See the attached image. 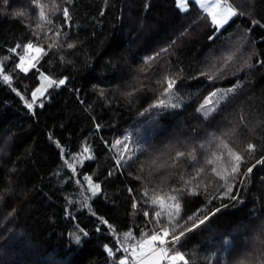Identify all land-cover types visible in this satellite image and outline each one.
Instances as JSON below:
<instances>
[{
    "label": "trees",
    "instance_id": "trees-1",
    "mask_svg": "<svg viewBox=\"0 0 264 264\" xmlns=\"http://www.w3.org/2000/svg\"><path fill=\"white\" fill-rule=\"evenodd\" d=\"M229 2L242 15L217 31L193 1L39 0L49 24L33 0H0V264H137L123 248L169 196L183 220L208 216L176 246L190 264H264V0ZM29 42L44 51L22 72ZM41 74L65 82L29 109ZM169 98L179 107H152ZM221 140L245 157L227 183L206 164Z\"/></svg>",
    "mask_w": 264,
    "mask_h": 264
},
{
    "label": "snow or ice",
    "instance_id": "snow-or-ice-1",
    "mask_svg": "<svg viewBox=\"0 0 264 264\" xmlns=\"http://www.w3.org/2000/svg\"><path fill=\"white\" fill-rule=\"evenodd\" d=\"M8 0H4V3H7ZM68 3H71V0H67ZM196 4L199 5L201 9L211 17V22L213 26L219 31V28L223 27L224 24L228 23V21L237 15H242V13H238L236 8L229 3V0H195ZM33 3L40 9L39 17L42 20H45L47 23H52L51 20L47 19L43 5L39 3V0H33ZM176 6L181 11L188 10V0H176ZM17 15H23V13H17ZM63 16L65 19H70L69 12L67 8L63 9ZM37 27H41V25H37ZM211 38V37H210ZM73 45L69 44L68 47H72ZM17 47H21L17 45ZM24 49V54L20 55L19 61L20 63L16 64V67L19 68L22 72H27L29 68L26 65H30L31 67H35V63H32L34 60L39 59V55L43 53V49L40 48L38 45H34L32 42H29L22 46ZM10 51L15 52L16 49H10ZM35 51L36 55H32L31 53ZM162 52L167 51V49H162ZM160 53L156 54V57H149L145 63H148L151 60L156 59ZM42 79L47 80L46 86H41L36 88V90L32 93L33 101L37 97L38 94H43L46 90V87H51L53 84H63L65 81H53L49 80L47 77H44L41 74ZM5 82H10V77L5 75L3 77ZM164 85L163 91L161 93L162 96H170L174 86H175V79L172 77L166 76L164 81L160 82ZM234 89H228L227 92H232ZM221 95L219 91H214L210 93L209 97L205 98V102L201 104L200 111H202L207 118L212 112L216 109L208 108L207 105L212 103V98ZM226 95V93H225ZM218 103V101H217ZM28 108H32V103L27 104ZM179 107L178 104L171 103V99H158L156 103L152 105V107ZM123 142L121 140H117L113 147H117L118 145H122ZM220 146L223 151L219 153H212V158L206 160V164L214 165L211 168V172L218 176L221 180H224L226 183L229 177L234 176L235 174L239 173L240 164L245 159L243 152L237 150L236 148L229 145V143L225 142L224 140L220 141ZM256 145L249 142L246 148L243 150L248 154H251L255 151ZM127 149V145L123 146V150ZM89 149L87 147L84 148V152H88ZM184 152H177L176 158L179 159L180 157H184ZM189 156L192 160L196 159V156L192 153H189ZM122 158V157H121ZM264 162V160H258L257 163ZM215 165H220L218 168ZM69 168H72L75 171V168L72 164H68ZM252 167L247 169L248 173H251L253 170ZM205 169L202 167L198 169L196 175L199 176L200 173H203ZM84 179L88 182L90 190L92 191L93 195H96V192L99 190L100 185L93 184L92 179L89 176L84 177ZM192 179H195L193 177ZM79 182V181H77ZM191 181H185V187L190 184ZM180 189H174V191H179ZM231 185H228V192H231ZM192 194H195V189L192 190ZM232 199H236V196H232ZM170 201L171 203H167L165 201ZM153 204L159 203L160 210L155 211L151 220L155 222L154 230L150 235L147 236L146 239H142L135 244H130L128 247H124L123 250L128 252L131 250L133 257L137 260V264H190L188 257L185 254L177 249V245L180 244L181 239L186 235V233L193 231L194 228L199 227L200 225L204 224L205 221L208 219V216L205 215L203 218L196 216L194 220L193 216L187 217L186 220L180 217L181 213V204L177 196H169L166 198H158L152 200ZM137 205L134 203L133 207L135 208ZM219 211V209H216ZM146 217L149 216L147 211L144 212ZM195 215V214H194ZM214 215V213H213ZM151 222V221H150ZM189 222H191V226H188ZM107 223V221H104ZM111 227V226H109ZM134 239L133 233L128 232L124 234V240H132ZM79 237H77V241ZM119 250V249H118ZM109 255H113V250L111 248L107 249ZM120 264H128V258L125 257L124 259L120 260ZM243 264V262H241Z\"/></svg>",
    "mask_w": 264,
    "mask_h": 264
},
{
    "label": "rangeland",
    "instance_id": "rangeland-1",
    "mask_svg": "<svg viewBox=\"0 0 264 264\" xmlns=\"http://www.w3.org/2000/svg\"><path fill=\"white\" fill-rule=\"evenodd\" d=\"M190 1H193V2L196 4L195 0H188V8H189V5H190ZM229 3H231V2H229ZM196 5H197V4H196ZM197 6L199 7V5H197ZM232 6H233V5H232ZM233 7H234V6H233ZM199 8H200V7H199ZM210 18H211V17H210ZM32 55H36L35 51L32 52ZM26 66L28 67L29 65H26ZM43 76H44V75H43ZM44 77H46V76H44ZM47 78H48V77H47ZM47 82H48L47 80L42 79V77H41V78H40V84H39L38 87L46 86V85H47ZM38 87H37V88H38ZM35 90H36V89H35ZM35 90H34V91H35ZM34 91H33V92H34ZM221 91H224V90L222 89ZM44 92H45V91H44ZM44 92H43V94H44ZM43 94H38L37 97L35 98V100H36V99L38 100L40 97L43 96ZM35 100H34V101H35ZM28 101L31 102V103L34 102V101H33V97H32L31 99H29ZM210 107L212 108V106H210ZM92 183H93V182H92ZM87 184H88V182H87ZM93 184H95V183H93ZM88 185H89V184H88ZM165 202H167V203H171L170 201H167V200H166ZM129 251L131 252V250H129ZM131 254H132V252H131ZM132 256H133V255H132ZM133 258H134V257H133ZM134 259H135V258H134ZM135 260H136V259H135ZM136 261H137V260H136Z\"/></svg>",
    "mask_w": 264,
    "mask_h": 264
},
{
    "label": "bare ground",
    "instance_id": "bare-ground-1",
    "mask_svg": "<svg viewBox=\"0 0 264 264\" xmlns=\"http://www.w3.org/2000/svg\"><path fill=\"white\" fill-rule=\"evenodd\" d=\"M168 139H169V138H168ZM144 154H145V153H144ZM144 154H142V157L145 158ZM144 158H142V159H144ZM149 167H150V165H149ZM151 167H153L154 169H157L156 166H151ZM153 168H150V169H153ZM245 238H247V237H245Z\"/></svg>",
    "mask_w": 264,
    "mask_h": 264
}]
</instances>
